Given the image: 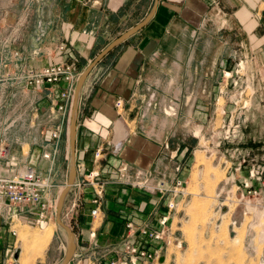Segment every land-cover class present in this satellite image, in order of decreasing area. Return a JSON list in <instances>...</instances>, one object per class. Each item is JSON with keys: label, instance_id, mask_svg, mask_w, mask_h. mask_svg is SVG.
I'll return each instance as SVG.
<instances>
[{"label": "crops", "instance_id": "crops-1", "mask_svg": "<svg viewBox=\"0 0 264 264\" xmlns=\"http://www.w3.org/2000/svg\"><path fill=\"white\" fill-rule=\"evenodd\" d=\"M155 1L0 0V29L6 34L1 41H5V54L1 52L0 73L15 75L77 56L86 59L95 50L100 53L113 30L126 27L128 31L142 22ZM249 27L259 45L255 58L264 61V0H159L148 25L91 72L79 108L78 180L98 172L105 193L97 225L100 217L94 219L90 213L94 190L89 184L76 186L66 198L64 212H70L80 196L83 200L69 218L77 238L75 264H106L108 259L124 258L130 240L146 243L149 249L157 247L159 242L144 236L130 238L127 225L160 230L162 218L170 213L169 198L121 185L120 172L145 171L154 182L182 178L186 142L190 145L198 139L193 134L186 140L184 126L195 128L202 117L212 119L211 110L223 91L222 73L237 60L232 32L246 34L237 44L242 47L240 60H247ZM64 89V84L32 89L21 82H7L1 95L15 94L16 102L5 119L0 116V138L11 146L10 159L0 165V171L33 166L50 183L44 193L50 202L58 188L54 176L61 171L67 138L66 115L56 107ZM169 107L177 110L176 116L165 114ZM56 129L61 130L57 140L51 136ZM174 159L182 167L178 174L172 166ZM45 221L39 206H4L0 264H6L13 240L15 245L18 242L14 238L17 222L40 226Z\"/></svg>", "mask_w": 264, "mask_h": 264}, {"label": "rangeland", "instance_id": "rangeland-1", "mask_svg": "<svg viewBox=\"0 0 264 264\" xmlns=\"http://www.w3.org/2000/svg\"><path fill=\"white\" fill-rule=\"evenodd\" d=\"M248 29L250 33L252 27ZM126 30V27L113 30L106 43L110 44L112 39L118 38ZM232 34V51L237 60L234 59L231 67L222 73L223 91L218 94L220 100H217L215 109L211 110L212 119L202 117L199 127L184 126L186 140L193 138V134L198 139L185 145L183 185H176L178 176L173 182H166L169 190L162 198L168 197L169 201H174L175 207L169 213L164 241L153 249L161 250L160 259L151 264H264V61L255 58L259 45L251 33L245 50L248 59L240 60L242 47L237 42L247 36L244 33L240 35L237 30H233ZM3 36L5 38L6 34H2L0 29V56L1 52L5 54V41L1 43ZM96 53L99 51L95 50L86 59L77 56L72 60L77 69L75 87L82 72L97 57ZM7 82L12 81L0 73V116L4 119L13 111L16 102L15 94L1 96ZM73 97L74 93L65 113L67 138L61 171L54 176L58 188L50 202L46 221L40 226L17 222L18 226L14 227L17 236L14 238H18V242L15 245L13 240V248L5 258L6 264H60L64 258L66 233L56 222V206L69 177L68 143ZM7 101L9 107L6 106ZM165 114L176 116L177 110L169 107ZM179 128L180 131L183 129L182 126ZM175 159L172 166L178 174L182 167L180 162L176 164ZM177 167L181 168L180 172L176 171ZM258 170L263 172V182H257L263 185L244 188V182L253 181L251 172ZM90 174L80 180L77 176V187L83 182H93ZM95 182L101 181L97 179ZM78 200L79 204L83 201L81 196ZM68 214L63 211L62 219L73 229ZM100 221L101 217L96 225ZM49 228L52 229V239L45 247L38 246L37 238L42 237ZM180 241L181 247L178 246ZM162 257L165 258L164 262H161ZM117 259H108L106 264Z\"/></svg>", "mask_w": 264, "mask_h": 264}, {"label": "built area", "instance_id": "built-area-1", "mask_svg": "<svg viewBox=\"0 0 264 264\" xmlns=\"http://www.w3.org/2000/svg\"><path fill=\"white\" fill-rule=\"evenodd\" d=\"M63 49L64 48L62 47V50ZM16 55L18 56V54ZM6 78L8 81L21 82L26 87L32 89H41L46 85L64 84L65 89L61 94L62 102L56 107L57 110L65 114L68 110L71 96L75 90L77 69L72 60H65L44 68H28L21 71L19 74L7 75ZM121 105L122 101L118 100L117 106ZM51 136L55 140L59 139L61 136V130H54L51 133ZM10 155L11 146L9 142L4 138H0V165L9 160ZM44 157L49 158L50 156L45 155ZM180 170V167L176 168L177 172H180ZM3 173L5 175H3ZM262 174L263 172L259 170L257 172H251V180L262 181ZM89 177L93 179V182L89 181L88 184L92 185L94 190L93 196L90 200L92 206L90 213L94 219H97L101 216L104 185L101 182H95L99 177L98 172H92ZM119 181L122 184L130 185L134 188L161 194V196L165 195L169 190L166 182L161 181L158 184H155L151 174L145 171H136L134 174H131L127 169L123 170L120 172ZM84 184H86V182L78 185L81 186ZM176 185L178 187L182 186L183 180L177 178ZM74 186H77L76 182ZM48 187H50L49 181L40 175L31 165L25 166L19 170L7 168L5 169V172L0 171V216L4 206L36 205L39 206L40 209V218L46 219L51 205L50 201L46 200L44 197V193ZM244 188L251 189L253 188V185L250 181L244 182ZM78 201L79 200H76L73 203L72 210L68 215L73 213V210H77L83 205L82 202L79 204ZM167 207L168 211L171 212L175 207L174 201L167 202ZM168 221V215L162 218L160 222L162 228L160 230H152L147 226H139L134 223H129L127 225L128 236L132 238L139 235L146 237L152 242H162L166 237V226ZM14 235H16L15 232ZM94 235L95 233H93V236ZM178 246H182L181 241L178 242ZM159 254H161L160 249H149L148 244L146 243L137 244L130 240L125 244L124 258L114 260L110 264H151L155 260L158 261L160 259Z\"/></svg>", "mask_w": 264, "mask_h": 264}, {"label": "water", "instance_id": "water-1", "mask_svg": "<svg viewBox=\"0 0 264 264\" xmlns=\"http://www.w3.org/2000/svg\"><path fill=\"white\" fill-rule=\"evenodd\" d=\"M159 4V0L155 1L154 7L151 10L150 14L139 24L129 29L118 38L113 40L105 49H103L97 57L87 66V68L82 72L80 77L78 78L74 97L72 101V108L70 114V123H69V143H70V169H69V177L66 187L62 190L57 206H56V222L57 224L66 232L67 234V249L64 255V258L60 264H75L73 259L76 254L77 248V238L74 230L67 225L62 219L64 204L68 194L70 193L72 187L74 186L78 172H77V128H78V119H79V108L80 101L83 92L84 85L86 83L87 78L94 70V68L113 50L123 44L127 39H129L132 35L138 33L144 27L148 25V23L154 17L157 7ZM165 258H161V262H164Z\"/></svg>", "mask_w": 264, "mask_h": 264}, {"label": "bare ground", "instance_id": "bare-ground-1", "mask_svg": "<svg viewBox=\"0 0 264 264\" xmlns=\"http://www.w3.org/2000/svg\"><path fill=\"white\" fill-rule=\"evenodd\" d=\"M51 237H52V229L49 228L45 231V234L42 237L37 238L36 243H38L39 244L38 246L40 247H45L49 243Z\"/></svg>", "mask_w": 264, "mask_h": 264}]
</instances>
